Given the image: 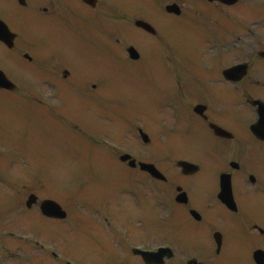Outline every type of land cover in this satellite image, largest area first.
<instances>
[{
	"label": "flooded vegetation",
	"instance_id": "flooded-vegetation-1",
	"mask_svg": "<svg viewBox=\"0 0 264 264\" xmlns=\"http://www.w3.org/2000/svg\"><path fill=\"white\" fill-rule=\"evenodd\" d=\"M97 1L96 8H92L81 0H27L26 7H21L18 0H0V21L13 35L7 44L0 41V74L16 85L15 91L0 88V148L17 140L21 100L45 107L47 104L43 99L55 94L56 99L62 100L67 97L69 87L78 90V96L86 98L99 99L103 94L97 91L96 84L92 86L94 91H84L90 81L99 78L87 76L83 66L98 60L101 17L123 21L125 15L115 13L117 7L120 8L116 1ZM156 7L162 10L163 0L158 1ZM139 32L147 39H160L142 30ZM218 33L227 35L228 30L221 29ZM114 38L111 34L104 40L112 44ZM115 43L118 42L115 40ZM255 45L252 51H264V40L259 36L255 38ZM143 54L140 63L144 60ZM223 57L224 53L220 51L217 59L204 64L181 65L177 60L168 59L159 61L156 67L159 79L166 81L161 110L169 112L178 124H182L175 127L174 134L170 130L164 131V137L156 139L157 146L163 151L180 141L174 137L188 133L190 139L182 141L201 148L214 145L220 149L219 155L202 159L208 169L204 174L207 180L193 184L197 188L192 194L187 192L186 204H173L175 210L170 216V225L163 229L170 236L164 242L172 245V258L178 256L179 244L188 238L191 229L196 237L209 239V243L201 242L210 246L197 248L200 258L224 260L235 257L238 229H242L241 235L246 236L248 246L253 244L255 249L264 250V209L257 205L252 208L244 202L252 194L246 183L250 178L255 179V195L264 197V142L250 131L251 125L258 121L257 108L251 103L255 100L264 103V59L254 53V58L248 60L249 75L232 83L224 79L226 61ZM41 86L50 91L36 92ZM211 125L228 133L220 137ZM223 174L231 176L235 211L218 200L220 187L215 177L220 178ZM177 181L167 179L162 184L174 186ZM178 188L165 189V201L176 202ZM33 211L37 217H43L38 207ZM192 211L198 212L202 220L195 221L191 217ZM251 227L252 232L248 233L247 229ZM216 233H220L222 241L220 250L214 241Z\"/></svg>",
	"mask_w": 264,
	"mask_h": 264
},
{
	"label": "rangeland",
	"instance_id": "rangeland-1",
	"mask_svg": "<svg viewBox=\"0 0 264 264\" xmlns=\"http://www.w3.org/2000/svg\"><path fill=\"white\" fill-rule=\"evenodd\" d=\"M137 1L139 2L138 4L135 3V0H118L120 6L126 5L129 2V5L134 7V14L137 12L138 15L153 20L158 25L163 24L159 19L160 15L156 12L152 5L149 3H141V0ZM255 5H264V0H244L242 7L232 10L229 9L228 12L230 16H234L239 19H250L254 12ZM243 7H246L247 9L245 13ZM239 8H243V10L241 9L243 12L239 13ZM187 11H189V9ZM130 12L131 11H128V13ZM137 18L138 17L132 16L128 20L129 26L132 25L131 27L134 28L133 23ZM117 24L116 22L114 23L115 31L121 27L119 26L120 24ZM192 24L195 26L192 27ZM211 24L212 22L207 18L191 21L190 15L188 14L186 18L181 19L179 23L176 24V34L170 35L168 37L178 35L176 37L178 41L175 42L174 45H176V47H182L184 50H188L189 48H193V46H187L188 49L181 46L179 43V34L181 32L187 31L188 29L207 28L210 27ZM107 26L113 27L102 19L100 27L102 33L107 31ZM259 27L264 28V25H260ZM128 31H130L133 35L132 41L135 36H140L136 30H133V33L131 29ZM195 34L196 33L193 31L188 36L190 37V41L187 39V45L189 43H193V41L196 42V40H193ZM115 35V40H120L121 44L112 45L110 48L111 53H113L112 55L114 57L118 56L124 61L125 59L128 60L125 56L126 53L124 51V45L122 44H126V42L129 41L126 37L128 35H125V33L118 35L117 31ZM136 41L140 45L138 46L139 50L148 48L147 46H149V48L154 46L155 48L159 42L157 40L147 41V39H144L143 37L138 38ZM168 42L172 43L170 41ZM200 44L201 42L198 43L199 46ZM164 45V48H168L166 44ZM145 53L146 56L151 54L148 51ZM113 56L112 59L114 58ZM109 62L111 63V59L108 57L107 60H105L101 65L99 63L100 69L91 68L86 63L83 68L85 74L91 78L102 79V77H106L105 81L107 84H109V88L106 91L110 92L111 97L109 99L114 102L116 110L112 111L109 109L108 111H111V113L104 112L98 108L92 110V107H88L89 105L85 101L86 99L73 94L71 91H68V121L65 124L67 127L64 129L67 134V140L65 141L61 140L60 132L52 133L50 131L44 130L42 128L44 120H40L37 123V119L34 116L28 114L27 118L33 121L34 124H32L29 129H25V124H27V122L20 123L18 145L21 144L20 147L22 146L23 148H27L32 151V153L34 152L33 157L36 161H38V163H30L34 169L31 168L29 174L28 170H26L22 164L18 166L17 162V165H14V167L17 168V174L4 179L6 182H2L4 185L0 186V193L6 194L7 196L16 194L18 197L16 203L27 200V191L32 188L34 189L38 182L45 186L43 182H40V180L35 178V170L39 174L41 172L46 173L44 176H47V182H51L52 184L51 191L48 196L53 197L54 199L58 198L59 200H65L68 198V202L70 203L71 199L73 198H81L83 199V202L89 200L91 203L93 198V200L98 201L99 204L106 205L104 197L105 195L101 192L97 193L96 190L103 187L102 184L104 181L100 180L113 176V179H108L104 189L107 190L108 194H115L111 197V203L113 210L119 214L113 215L114 219L116 220V218H119L117 221L126 226H129L132 223L135 225L138 221L135 219L136 215H139V217L142 218V214L144 212L147 213L146 226L148 225V228H144L145 231L140 235V239L144 242H150L153 246H155L157 240L170 239V236L167 235V232H165L162 228H158V223H156L153 217L154 212L149 207L148 209H145V211L142 209L140 214H137V212L134 214L126 205L123 197L118 195L120 193L119 186H123L124 183L123 181L119 182L117 179L122 177L121 179L125 180V183L128 184L129 179L131 182L136 178L141 180L144 175L127 170L125 173L126 176H121L124 173L122 172L123 167L116 161H118L119 156L125 152L142 159L148 158L150 156L148 154L151 150L146 149L144 145L139 142L135 134H132L133 126H130L129 129L127 123L129 122L132 125L140 123L138 124L139 126L144 123L147 126H151L149 122L150 120H154L155 122L159 123L160 127H163V123L166 121V116L162 114L161 109L164 107L163 95L165 93L164 87L166 85V81H161L157 72L151 71L145 65L135 66L134 70V68L131 67L132 65L126 64L124 62L116 61V67L111 66ZM153 62L155 64V60H153ZM151 72L152 75H150ZM45 91L47 90L45 89ZM99 91H101L100 87ZM50 102L57 106V104H62L64 99H53ZM88 108L91 110H88ZM28 111L29 107L26 106L21 113H27ZM61 111H63L62 117H65V108H63ZM54 117L57 118L56 115H54ZM76 126H80V128ZM80 129L84 130L83 134L81 135L77 134V132L80 133ZM102 139L113 141L115 142L114 144L117 142H124L127 139V142L131 143L132 146H128L129 144L125 142L127 145L123 144L121 146L118 144L119 146L113 149L106 147L101 142ZM178 151L180 152L179 155H184L185 157L194 161H198L197 159L200 158V153L191 148L178 149ZM30 156H32L31 152L25 151L21 148L22 159H27ZM26 166L28 167V165ZM172 167L173 164L165 163L162 165L163 170L169 173L173 172ZM23 170L25 171L24 173ZM30 177H33L35 181L33 182L34 179ZM199 178L201 182L207 180L208 177L205 175ZM131 182L130 189H137L138 186L131 185ZM212 184H214V182H212ZM78 188L80 189L79 193L83 196V198L79 195H73V193H76V189ZM46 189L49 188L46 187ZM152 189L153 188H150V190ZM75 199H73L74 202H80ZM256 200V205L258 208L261 210L264 209V197L256 196L254 197V202H256ZM148 204L152 207L157 206L156 196L152 191H150ZM83 209L86 213L85 215L87 216L89 208L84 206ZM98 212L99 210L95 211L92 215V220H94L97 225H89V227L84 224L77 225L78 229L75 230V234L78 237V239H76L77 241L69 238L67 243L63 245V248L65 247L66 252L72 256L74 264H118L117 261L122 260L117 253L116 241L111 235V232L108 230V225L105 223H98ZM23 216L24 212L22 211L14 219H16L17 222H21L29 218L28 216L27 218H23ZM90 222H87V224H92ZM68 229L72 230V228L69 227L65 231H68ZM27 231L28 229L25 227L21 228L22 234L28 235ZM62 235L63 233L58 230L55 234L49 233L48 238L53 243H62ZM56 236L58 237L55 238ZM69 237L71 236L69 235ZM35 239H39V237H34L33 241H35ZM33 241L31 242L34 244L33 247L29 248V245H21V248H14L12 258L10 257L7 259L6 264H64L66 260L69 259L64 257V259L61 258L59 254L61 251L57 250L56 245L49 244L47 241H45L48 245L46 248L42 249L41 246L43 243L36 246ZM193 245L194 242H190V247ZM25 249H27V251H25ZM24 252H26V254ZM250 252V249L241 248L240 252H238L235 257L230 259L228 257L225 258L223 260V264H252ZM53 253L58 256L57 260L53 259ZM135 261L136 260L133 259L130 262L134 264ZM126 263L127 261L125 264Z\"/></svg>",
	"mask_w": 264,
	"mask_h": 264
},
{
	"label": "water",
	"instance_id": "water-1",
	"mask_svg": "<svg viewBox=\"0 0 264 264\" xmlns=\"http://www.w3.org/2000/svg\"><path fill=\"white\" fill-rule=\"evenodd\" d=\"M123 160H127V158H124ZM185 168H188L187 166H184ZM147 171H150L151 174L157 176V172L155 171V169L151 168L150 170L146 169ZM185 170V169H184ZM186 171V170H185ZM148 259V258H147ZM146 259V260H147Z\"/></svg>",
	"mask_w": 264,
	"mask_h": 264
}]
</instances>
